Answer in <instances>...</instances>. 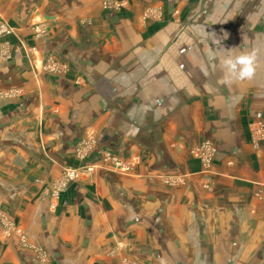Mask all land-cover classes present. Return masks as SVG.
<instances>
[{
	"label": "crops",
	"instance_id": "0c3cea01",
	"mask_svg": "<svg viewBox=\"0 0 264 264\" xmlns=\"http://www.w3.org/2000/svg\"><path fill=\"white\" fill-rule=\"evenodd\" d=\"M248 4L208 29L179 0H0V264H264ZM104 154L129 175L62 177Z\"/></svg>",
	"mask_w": 264,
	"mask_h": 264
},
{
	"label": "rangeland",
	"instance_id": "374dc122",
	"mask_svg": "<svg viewBox=\"0 0 264 264\" xmlns=\"http://www.w3.org/2000/svg\"><path fill=\"white\" fill-rule=\"evenodd\" d=\"M183 2L184 7L175 9L174 15L186 17L188 28H222L227 25L228 17H232L234 12L241 11L243 6L248 3H243L242 0H179ZM250 0L248 4L250 10L262 8L264 2ZM259 3V4H258ZM195 15H201L202 19L199 22L194 21Z\"/></svg>",
	"mask_w": 264,
	"mask_h": 264
},
{
	"label": "built area",
	"instance_id": "2783aa9c",
	"mask_svg": "<svg viewBox=\"0 0 264 264\" xmlns=\"http://www.w3.org/2000/svg\"><path fill=\"white\" fill-rule=\"evenodd\" d=\"M8 33L9 30L5 29L2 25H0V33ZM259 133H264V129L258 131ZM84 153H79V157L82 158ZM101 164L99 166H90V167H82L80 170L67 169L63 171V176L66 181H72L78 179L80 175L83 173H91L95 168H103L110 172H117L124 175H129L133 164L131 162H122L118 160L114 155L104 154L101 157Z\"/></svg>",
	"mask_w": 264,
	"mask_h": 264
}]
</instances>
